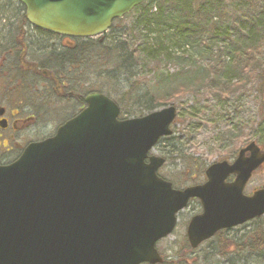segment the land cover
Returning a JSON list of instances; mask_svg holds the SVG:
<instances>
[{
    "label": "water",
    "instance_id": "water-1",
    "mask_svg": "<svg viewBox=\"0 0 264 264\" xmlns=\"http://www.w3.org/2000/svg\"><path fill=\"white\" fill-rule=\"evenodd\" d=\"M146 1L20 3L31 26L90 39ZM85 101V110L55 137L0 166V264H163L156 246L172 235L192 200L202 207L187 228L193 250L264 216V188L245 194L264 165L256 143L233 163L211 164L205 183L176 190L158 176L165 160L150 156L160 139L172 136L174 106L122 121L107 96L93 93Z\"/></svg>",
    "mask_w": 264,
    "mask_h": 264
},
{
    "label": "rangeland",
    "instance_id": "rangeland-1",
    "mask_svg": "<svg viewBox=\"0 0 264 264\" xmlns=\"http://www.w3.org/2000/svg\"><path fill=\"white\" fill-rule=\"evenodd\" d=\"M18 1L0 0V67H8L10 64L18 67L20 45L25 41L26 32L23 29L26 27L24 22L26 10ZM163 1L160 0V3ZM230 5L236 6L237 12L232 13ZM226 11V24L231 27L232 31L235 30V33H240L238 27L241 21L249 25V17L255 16L256 13H264V0H228ZM139 15L140 13H131L126 18L116 21L108 33L88 41L87 44L96 45V50H91L92 53L83 52L80 61L82 72L87 75V79L84 80L85 92L93 90L102 93L114 100L121 110L136 111L134 116H124L125 118L141 117L149 114L150 110L159 111L170 106L176 107L178 117L172 128L175 133L172 137L180 139L179 143L184 154L198 158L208 166L223 160L233 161L238 150L252 141H256L264 148V91H259L261 87L257 88L255 81L245 93L228 101L223 98L226 101L220 102L203 90L185 95V97H175L166 104L163 103L164 105L159 103L160 95L174 83L175 77L173 79L172 76H176L182 67L175 62L169 63L164 56L158 59L159 61L153 60L152 62L149 61L150 57L137 56L136 51L142 49V42L138 41L145 33L143 28L136 27L141 22ZM248 25L244 32L249 31ZM26 30H29L28 27ZM43 38L49 43L58 42L56 37L44 36ZM79 44H85V42L82 41ZM31 49L36 50L34 47ZM111 50L117 51L122 56L120 72L115 71L116 68L108 63L106 55ZM129 56L131 59L127 60L126 57L129 58ZM262 56L264 60V48ZM195 60L203 63L205 58L199 54ZM195 60L190 63L193 64ZM30 61L45 64L43 58L38 59L36 56L30 57ZM129 64L136 65V67L129 71L126 69ZM22 78L17 79L19 84H23ZM28 79L31 80V78ZM26 80L25 77L24 81ZM13 91V80L1 78L0 107L11 109L15 105L18 106L23 99L27 101L30 94L34 92L32 88L16 91L17 95ZM128 91L131 94L123 96ZM56 127H58L57 124L51 123L41 133L52 135ZM230 130L242 132L244 135L243 140L237 144V148L240 149L236 153L227 138ZM24 139H18L16 144L9 145L10 154H13L14 148L22 146ZM170 145L171 143L167 140L159 143L152 154L166 158ZM10 154L8 158L11 157ZM177 164L171 158L160 170L161 175L171 178L169 176L178 170L176 167L180 168V166H175ZM203 183L204 181L200 184ZM186 187L188 186H180L179 189ZM261 188H264V166L253 175L247 185L246 193L251 194ZM201 212L200 202H192L179 214L178 224L173 234L159 242L157 248L166 262L175 263L182 259L181 256L186 257L185 260L189 261V264H260L264 261V252L260 256L263 260L258 261L259 257L256 253L254 255L248 252L240 253L238 249L233 248L235 241L238 242L254 227L256 228L253 221L226 231L223 242L214 237L198 249L192 250L187 239V227L192 217ZM261 225L264 226V220Z\"/></svg>",
    "mask_w": 264,
    "mask_h": 264
},
{
    "label": "trees",
    "instance_id": "trees-1",
    "mask_svg": "<svg viewBox=\"0 0 264 264\" xmlns=\"http://www.w3.org/2000/svg\"><path fill=\"white\" fill-rule=\"evenodd\" d=\"M227 1L164 0L160 3V0H147L133 11L140 13L141 22L136 27L143 28L145 32H142L143 38L138 41L142 42V49L136 51L137 56L150 57V62L164 56L169 63L175 62L182 67L176 76H172L173 79L175 77L174 83L160 95L159 103L166 104L175 97H185L203 90L220 102L226 101L225 99L228 101L245 93L254 81L257 88L261 87L259 91H264V13L249 17V25L241 21L238 27L240 33H235L225 22ZM230 8L232 13L237 12L236 6L230 5ZM247 25L249 31L244 32ZM95 46L90 44L84 52L96 50ZM199 54L205 58L203 63L195 60ZM130 56L126 57L127 60L131 59ZM106 57L108 63L116 68L115 71L120 72L122 56L111 50ZM192 60H195L193 64L190 63ZM135 67L136 65L129 64L126 69L132 71ZM129 93L130 91L123 96H129ZM135 112L123 109L121 119H131L124 116H134ZM243 136L242 132L228 131L227 138L234 147V153L240 149L237 144L243 140ZM166 140L171 143L170 151L166 153V164L173 158V162L178 163L175 166L180 168L176 167L178 170L169 176L171 178L161 173L160 177L171 182L177 189L180 186L199 185L205 181L208 165L198 158L184 154L180 139L170 137L160 143ZM263 220V217L254 220L256 228L233 244V248L240 253H256L258 261L263 260L260 256L264 252ZM225 233L226 231L220 232L215 238L223 242ZM181 257L175 263L164 260L163 264H189L186 257Z\"/></svg>",
    "mask_w": 264,
    "mask_h": 264
},
{
    "label": "flooded vegetation",
    "instance_id": "flooded-vegetation-1",
    "mask_svg": "<svg viewBox=\"0 0 264 264\" xmlns=\"http://www.w3.org/2000/svg\"><path fill=\"white\" fill-rule=\"evenodd\" d=\"M24 22L25 41L20 45L18 67L13 64L0 67V79L13 80L15 95L24 88H32L34 92L18 106L11 109L0 107V166L17 162L29 145L56 136L63 125L84 111L87 96L95 92H85L87 75L82 72L80 63L84 49L90 45L88 41L94 39L56 36L31 26L26 20ZM44 36L56 37L58 42L49 43ZM82 41L85 44H79ZM33 56L43 58L45 64L30 61ZM23 76L27 78L26 82ZM18 78H22L23 84L18 83ZM51 123L58 125L56 131L52 135L41 133ZM23 138L22 146L14 148L10 154L9 145Z\"/></svg>",
    "mask_w": 264,
    "mask_h": 264
}]
</instances>
